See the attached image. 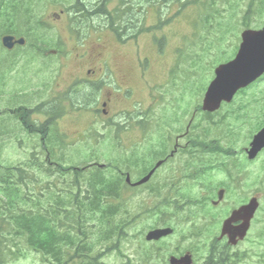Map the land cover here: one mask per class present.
I'll use <instances>...</instances> for the list:
<instances>
[{"label":"rangeland","instance_id":"obj_1","mask_svg":"<svg viewBox=\"0 0 264 264\" xmlns=\"http://www.w3.org/2000/svg\"><path fill=\"white\" fill-rule=\"evenodd\" d=\"M11 1L15 0H8L1 10L2 13L10 16L11 20L6 22L0 17V32L5 31L7 26H11L9 29L15 30L14 35L26 38L27 45L18 47L14 51L5 50L3 54L0 52V164L1 167L20 168L27 173L29 186L23 189L24 193L28 192L33 197L36 184L34 178L38 177L39 173L35 167V160L39 157L40 163L43 164L42 162H46L47 158L45 149L41 145L42 137L26 131L22 116L28 112L27 110H33L32 121L38 119L43 122L46 116L35 115L36 110L50 112L55 103L64 104L63 94L67 89L83 90L84 85L75 84L74 79L77 74H80L82 68L95 66L93 55L99 45L102 46L103 58L108 59L105 65L107 72L112 71L117 74L121 71L126 74L130 86L133 87L131 98L129 97L132 91L125 89L129 97L123 103V109L130 108L133 98L139 101L145 97L147 89L153 87L152 85H163L169 75L168 84L163 86V92L169 95L164 97L165 107H171L172 101L179 99L180 101L174 100L173 103L184 120L190 109L187 102L196 100L197 105L202 104L205 88L212 80L214 70L209 71L210 73L207 71L203 74L204 78L198 80L196 67H194V62H197L196 54L192 56L190 54L199 52L198 54L207 55L201 51L207 45L212 51L208 58H212L215 63L221 59L216 66L226 63L223 60L235 56L241 42V33L246 28L257 30L264 27V11L260 14L255 11V8H260L256 7L259 4L258 0H216L214 7L209 6L211 0H204L205 5L191 6L182 12L179 11L178 5L168 9L160 8L161 20L169 18L170 22L162 25L160 29L148 30V33L137 38V41L130 40L122 44L109 29H105L104 23L100 20L94 21L92 25H88L90 23L87 21L85 27L77 29L79 35L72 32L68 15L64 13L60 19L57 18L59 14L61 15V9H64L59 1L52 4L43 1L18 0L23 2L29 11L16 14L8 9ZM68 1L70 3L73 0ZM250 4H252V11L246 19ZM261 7L264 9V6ZM136 9H139V6H136ZM149 10L146 25L156 27L154 25H159V21L157 22L155 9L149 8ZM31 33L35 36L31 37ZM181 50L184 54L182 57ZM82 54L84 59L81 57ZM190 62L195 70L196 79L195 74L190 71ZM191 80H194L196 84L195 96L187 91L186 86ZM173 83H179L181 89L176 91ZM78 105L80 104H77V101L72 103L68 108L70 114L78 111L80 108ZM89 106L86 101L81 103L83 108ZM199 108L200 106L197 108L196 120H194L196 133L202 136L198 139L199 141L205 140L207 145L215 148L213 153L207 154L208 159L204 160L211 163L212 167L208 169L205 178L201 181L203 185H206V190L197 185L189 186L193 184L190 181L183 186V192L196 196L205 190L204 193L208 194V191L212 195L217 194L220 187L227 185L229 193L225 205L217 210L203 208V212L198 213L196 209L202 210V208L193 206L194 204L186 205L184 210L177 211L173 204L168 203L125 202L130 219L139 217L135 220L133 228L128 231L130 241L126 239L122 241L121 252L131 253L132 259H135V254L150 253L152 254L150 257L154 258L152 264H169L171 256L188 252L194 253L195 264H204L208 248L215 243V238L220 236L223 219L229 214L228 206L233 207L239 204L238 200L244 197L241 196L242 194L255 195L261 202L260 211L256 214L248 239L235 251L249 253L241 264H264V151L254 161L248 160L246 153L243 155L255 133L264 125V79L246 93L237 95L233 103L212 115L211 118L201 113ZM22 109L26 110L22 111ZM161 110L162 108L158 111V117L161 115ZM74 122L67 117L62 122L59 121V127H53L46 140V148L50 147L54 151H61L62 146H66L64 149L67 150H62L57 156L54 155V158L62 161L65 166L89 163L93 160L92 154L81 143L70 147L61 143L64 133L74 137L76 131L85 129L87 120L85 119L81 125ZM108 125L110 123L105 124L99 121L90 129L105 130V126ZM69 141L67 138L66 143ZM105 153V151L100 152L101 163L108 162L114 156L111 151ZM182 159L183 156H181ZM222 164L226 166L221 167ZM227 167L232 169V177L225 171ZM238 170L241 178L239 181L234 178ZM2 172L3 170L0 169V174ZM145 195L143 191L134 194L138 197ZM164 204L166 206L162 207ZM158 207L162 208L156 212L154 209ZM193 211V214L200 215L199 218L185 221ZM226 211H228L227 214H225ZM209 215L216 216L217 219L214 220L215 223L209 231H205L204 239H197L193 247V249L196 248L195 252H192L187 248L191 243L184 241L183 236L188 235L193 225L201 226L205 222L202 216L209 218ZM164 222L178 227L175 235L157 246L146 244L143 235L145 230L147 232L150 228L162 227ZM99 230L106 231V229ZM94 235L95 239L99 238L97 230ZM178 246L183 250L182 252L176 249ZM109 248L110 239L103 244H96L94 257L100 259V264H120V257L121 264L126 263L125 257H122L119 252L111 253ZM158 249L159 257L156 256ZM19 253L22 255L18 259L9 260L4 264H48L41 253L28 248L26 244L20 246Z\"/></svg>","mask_w":264,"mask_h":264},{"label":"flooded vegetation","instance_id":"obj_2","mask_svg":"<svg viewBox=\"0 0 264 264\" xmlns=\"http://www.w3.org/2000/svg\"><path fill=\"white\" fill-rule=\"evenodd\" d=\"M83 1L88 4H102V2L104 4L106 2V0ZM123 1L124 0H108V4L105 6L107 8L109 7L108 9L113 12ZM126 2L129 5L135 2V5L139 6L142 11L147 4V0H126ZM257 7H261V4ZM1 10L2 7H0V12ZM0 17L4 21H6L4 18L9 19V17L5 15H0ZM57 18L60 19L61 15H58ZM137 24H141V21H137ZM25 45L26 43L23 46ZM15 47H20V45H16ZM102 55V46L99 45L93 55L95 66L84 69L82 68L79 72L80 74L76 75L74 82L77 85H84L83 90L77 89L73 91L67 89L63 94L69 105V102L74 103L77 101V104H80L78 106H81V103L86 101L90 106L81 108L78 111L72 112L74 114L69 113L55 120L54 127H59L60 123L58 124V122H62L66 117L71 118L73 122H78L77 125H81L85 119L87 120L85 129L76 131L74 137H70L68 133H64L65 136H62L61 143L69 147L81 143L92 155L100 154L101 151H105V154H107L108 151L114 153L113 158L109 160L115 163V169L119 172L121 175L120 177L122 178L121 183L127 186V189L123 192L124 194L122 193L116 199L117 201L168 203L173 204L177 211L184 210L186 205L194 204L193 206H199L202 208V210L196 209V212L198 213L203 212V208L217 210L225 205L229 193V186H222L217 191V194L214 193L211 195L208 191V194L204 193L206 185H203V182L201 183L205 178L208 169L212 167L211 163L204 162V160L206 158L208 159L207 154L209 152L213 153L215 148L207 145L205 140H203V142L198 140L199 138H202V136L200 137V135H198L199 133H196V124L194 122L198 111L196 100L187 102L190 109L184 120L180 117L179 110L175 103H173L174 100L180 101L179 99H174L171 103L172 105L168 104L171 105V107L166 108L164 97H169V95H166L163 92V86L167 85L169 82L168 75L164 80L163 85L158 84L156 85V88H148L145 97L139 101L138 99L133 98L130 102V108L123 109L122 105L129 97L126 95L125 89H130L132 91L129 97L131 98L133 95V87L130 86L126 74H123L121 71L117 72V74L112 71L109 73L107 72V67H105V65L108 63V59L103 58ZM81 57L84 59V54H82ZM216 63L213 59L208 60L210 66ZM176 80L179 81V79ZM194 86V83H190L188 91L195 96ZM153 88L154 90H151ZM173 88L176 91L181 89L179 83H173ZM49 102L51 103L52 100ZM227 105L229 104L222 103L220 110L224 109ZM161 108V115L158 117V111H160ZM220 110L212 114H205V116L211 118L212 115L218 113ZM99 121H102L105 124L110 123V125L107 126L109 129L106 126L105 130L90 129ZM52 129L49 130L51 131ZM67 138L70 141L66 143ZM46 151L48 153L46 156L47 166L49 168H58L59 164L54 163L51 158L52 151ZM56 152H58V150H56ZM245 153L246 149L243 152V155H245ZM181 156H183L182 160ZM121 157H123V159H121ZM89 165H95L98 167L97 161H93L89 163ZM225 166L226 165L222 164L221 167ZM225 171L230 177H232V169L227 167ZM239 174L240 172L238 170L234 177L238 181L241 180ZM148 176H150L149 179L145 183L140 184V182ZM128 178L129 181L127 180ZM190 181L193 182V184L189 186L194 187L197 185L198 187H203L205 190L202 189L203 192H200L196 196L185 194L183 192V186H186L187 182ZM140 191L145 192L146 195L140 197L134 196L135 193ZM219 191H225L222 201L219 200ZM241 196L244 197H241V199L238 200L239 204L233 207L228 206L229 214L223 219L221 230L225 221L230 218L235 210L248 204L254 198L259 199V197L255 195L242 194ZM180 202L185 203L181 204ZM260 206L261 205H259L256 214L259 212ZM193 213L194 211L185 221L199 218V214ZM227 213L228 211H226L225 214ZM256 214L251 221V226L245 239L232 245L229 243L227 236H219L221 239L218 237L217 242L208 248V255L204 260V264H214L217 262V260L213 259L214 255H218L225 259L227 264H234L235 262L241 264L249 253L235 251V249L248 239L252 226L256 220ZM202 218H204L205 222L201 226L193 225L189 230L188 235L183 236L184 241H189V243H191L187 248L192 252H195L196 248L193 249V247L196 244L197 239H204L206 236L205 231L208 232L210 227L215 223L214 220L217 219L216 216L210 215L209 218L208 216H202ZM134 223H136V221L133 217L130 219V213L128 212L125 222L126 226L115 228V231H117L119 235L114 237L115 242H111V253L119 252L122 257H125V264H152L154 258L150 257L152 255L150 253L144 255L135 254V259H132L131 253L126 252L125 254L124 252H121L122 241L125 239L126 241H130L128 238V231L133 228ZM194 223L195 222H193V224ZM242 224L243 221H235L232 223V227H239ZM162 227H169L173 232L158 241L148 242L145 240L146 235L151 230ZM162 227L150 228L147 232L145 230L146 233H143L145 243L157 246L164 240L174 236L176 229L178 228L177 226H171V223L163 224ZM117 232H114V234H117ZM128 245L130 246V243ZM176 249L179 252L183 251L180 246ZM159 251L160 250L158 249L156 256L159 255ZM180 254L182 255L171 256L169 264H171L172 258L181 259L184 257H191L192 264H195L196 257H193L194 253L182 252ZM119 261L121 264V257ZM174 264L181 263L175 262Z\"/></svg>","mask_w":264,"mask_h":264},{"label":"trees","instance_id":"obj_3","mask_svg":"<svg viewBox=\"0 0 264 264\" xmlns=\"http://www.w3.org/2000/svg\"><path fill=\"white\" fill-rule=\"evenodd\" d=\"M34 1L52 4L59 1L70 18V29L77 35V29H82L87 21L91 22L95 17H100L104 21L105 29L113 31L122 42L130 39V29L134 28L130 27L128 19L133 7L128 6L126 0L113 12L105 6L108 0L95 6L82 4L78 0L70 3L68 0H32ZM153 2L165 8L180 4V12L191 6L205 5L204 0H147L146 3L151 6L155 5ZM215 3L216 0H211L209 6L214 7ZM258 3L264 6V0H258ZM251 6L246 12V19L252 11ZM8 9L13 14L29 11L23 2L18 0L11 1ZM255 9L258 14L264 11L263 7ZM9 28L11 26L0 32V36L6 33L15 34V30ZM144 30V27L139 29L140 32ZM30 36L34 37L35 34L31 33ZM2 51L4 48L0 42V52ZM201 51L209 53L211 48L205 45ZM208 57L210 56L206 54L195 55L197 62H194V67L198 80L204 78L203 74L209 70L208 65L204 63ZM53 109L57 111H53L51 118L35 127L31 120L33 110L25 112L22 116L28 133L40 135L44 148L49 127L66 112L62 103H55ZM54 155L53 153L52 156ZM55 162H58L59 167L49 168L46 162L41 164L39 157L36 158L35 167L39 173L38 177L34 178V197L28 192L24 193L23 187L29 186L27 173L20 168L1 167L0 164V169L3 170L0 174V264L18 259L22 255L19 253L20 246L24 244L41 253L44 259L52 264H98V257H94L96 244L109 241L114 235V228L126 226L128 208L125 202L116 200L126 186L121 183V175L116 169L110 172L96 167L87 170L65 166L62 161ZM109 167L114 168L115 165L109 163L106 168ZM33 171L35 172L34 169ZM165 206L166 204L162 207ZM162 207L154 210L158 212ZM96 230L98 239H95L94 235ZM213 259L217 260L214 264H227L225 259L218 255H214Z\"/></svg>","mask_w":264,"mask_h":264},{"label":"water","instance_id":"obj_4","mask_svg":"<svg viewBox=\"0 0 264 264\" xmlns=\"http://www.w3.org/2000/svg\"><path fill=\"white\" fill-rule=\"evenodd\" d=\"M23 38L15 40L13 36L6 35L2 38V44L7 49H12L16 44L23 45ZM215 79L209 85L203 101V110L207 112L217 111L222 102H231L236 93L248 87L264 75V28L261 30H246L242 33V42L234 60L220 65L215 71ZM264 149V127L254 136L248 156L254 159ZM150 176L143 179L140 184L145 183ZM224 191L219 192V200H222ZM258 201L252 200L247 206L235 211L232 217L225 222L222 236L228 235L230 243L236 244L238 240L246 237L250 221L254 216ZM244 220L245 223L239 227H232L233 221ZM171 228L155 229L148 233L146 240H159L170 235ZM180 262L191 264V258L185 257L180 261L172 259V264Z\"/></svg>","mask_w":264,"mask_h":264},{"label":"bare ground","instance_id":"obj_5","mask_svg":"<svg viewBox=\"0 0 264 264\" xmlns=\"http://www.w3.org/2000/svg\"><path fill=\"white\" fill-rule=\"evenodd\" d=\"M258 30V29H257Z\"/></svg>","mask_w":264,"mask_h":264}]
</instances>
